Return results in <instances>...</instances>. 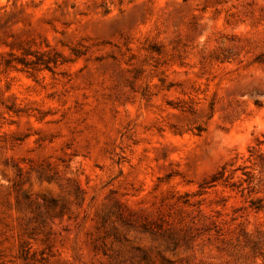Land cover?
<instances>
[{
    "label": "rangeland",
    "instance_id": "374dc122",
    "mask_svg": "<svg viewBox=\"0 0 264 264\" xmlns=\"http://www.w3.org/2000/svg\"><path fill=\"white\" fill-rule=\"evenodd\" d=\"M0 264H264V0H0Z\"/></svg>",
    "mask_w": 264,
    "mask_h": 264
}]
</instances>
